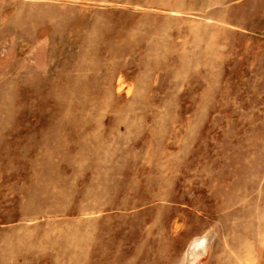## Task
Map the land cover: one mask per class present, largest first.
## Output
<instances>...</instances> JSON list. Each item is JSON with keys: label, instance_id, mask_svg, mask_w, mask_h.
<instances>
[{"label": "rangeland", "instance_id": "rangeland-1", "mask_svg": "<svg viewBox=\"0 0 264 264\" xmlns=\"http://www.w3.org/2000/svg\"><path fill=\"white\" fill-rule=\"evenodd\" d=\"M189 258L264 264V0H0V264Z\"/></svg>", "mask_w": 264, "mask_h": 264}, {"label": "bare ground", "instance_id": "bare-ground-1", "mask_svg": "<svg viewBox=\"0 0 264 264\" xmlns=\"http://www.w3.org/2000/svg\"><path fill=\"white\" fill-rule=\"evenodd\" d=\"M208 240H210V236H208V235L195 238L192 241V248H191V244L189 245L188 253L189 252H193L192 251V249H193L194 250V254H198L201 257L204 254V252L206 251V248H207L206 246H207ZM192 259H194V258H189V260H188V262L186 264H192Z\"/></svg>", "mask_w": 264, "mask_h": 264}]
</instances>
